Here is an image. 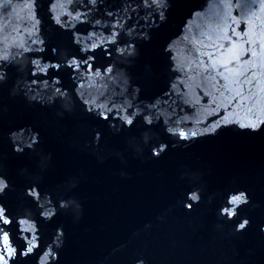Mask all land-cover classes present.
<instances>
[{"label":"water","instance_id":"water-1","mask_svg":"<svg viewBox=\"0 0 264 264\" xmlns=\"http://www.w3.org/2000/svg\"><path fill=\"white\" fill-rule=\"evenodd\" d=\"M41 31L58 47L51 59L37 51ZM233 42L242 51L224 79L219 53ZM68 53L114 71L51 67ZM0 68L4 199L35 225L45 251L56 249L47 264H264V0H0ZM56 88L93 112L50 99ZM150 105L152 126L115 117ZM250 121L257 129L239 126ZM29 184L39 185V204L26 197ZM238 190L248 203L225 204ZM222 205L239 214L227 219ZM50 210L52 220L38 214Z\"/></svg>","mask_w":264,"mask_h":264},{"label":"snow or ice","instance_id":"snow-or-ice-1","mask_svg":"<svg viewBox=\"0 0 264 264\" xmlns=\"http://www.w3.org/2000/svg\"><path fill=\"white\" fill-rule=\"evenodd\" d=\"M92 3H95V0H91ZM57 22L60 23L59 19H57ZM225 40L231 39V37H228L227 35L224 36ZM120 41L116 38H114L111 43L113 45L119 43ZM97 45L93 44L92 48H96ZM225 46L221 45V49H223ZM123 51V50H121ZM241 46L235 42L231 43V47L227 48V51H221L219 53V56L222 58L220 60L221 65L224 68V71L219 72L218 75L224 79H228V74L232 73L233 70L228 67V64L232 62L234 59H239L241 55ZM251 55H255L254 52L250 53ZM209 59H213L212 53L207 54ZM94 55L91 57H84L81 56L79 60L72 61L71 67L73 65L79 67L80 62L82 61L84 64V67L88 69L89 67L95 71L96 75L101 74V70L111 73L114 71L112 67H106L105 65H99L91 64L89 65V60L94 59ZM172 59H175V57H172ZM32 63H37V61H32ZM217 63V60L213 59V64L211 67H215ZM51 67H58V66H51ZM40 71H44L43 68L40 69ZM211 79H214V77H211ZM2 81V80H0ZM58 91H61V89H57ZM239 95V93H238ZM151 105L147 106L143 112L139 111H129L128 109H125V114L121 115L119 110H116V116L120 121L123 122V124H128L130 126H133L137 123V121H142L144 125L152 126L154 124V120L151 114ZM131 108V105H129V109ZM93 109L90 107L89 111H92ZM112 109H108L107 112H98L97 114L104 120H108L109 116L112 113ZM241 128H251L253 130L257 129L258 125L254 122H249L248 124H240ZM261 126H264V122L261 123ZM169 131H174L173 129H169ZM176 134L179 136V138L187 139L189 137V134L180 130ZM197 134L195 132L191 133L192 137H195ZM100 136L97 135L96 139H99ZM34 145L36 147H34ZM39 145V139L37 137L31 138V142L26 146L30 151L31 155L36 154ZM167 148L166 145L161 144L157 150L153 153L154 156H159L165 149ZM17 153H23L24 148L17 147L15 149ZM39 163L41 167H46L48 163V157L46 154L41 153L39 156ZM0 164H2V160H0ZM39 188L38 184H29L27 188L25 189V195L30 200L34 201L36 204H39V201L42 197V192L38 191ZM10 182L7 180L5 174L3 171H0V264H22L23 260H27L28 258L32 257L34 254L37 253V250L40 248V237L37 236L35 233L38 231V229L35 227L34 224L29 222L28 218L21 219L19 215L14 214L12 209L9 208L7 201L4 199L5 196L8 195L10 192ZM237 195H232L230 199L225 198V204H244L246 205L248 202H244L245 199V191L244 190H238ZM247 194V193H246ZM194 197H196V193L193 192V196L190 197V200H192ZM49 204H53L52 199H49ZM64 203H57L53 206V208L57 209L64 207ZM43 206H41L42 208ZM187 207L191 208L192 205L188 204ZM220 213H223V215L229 219L230 217L236 216L239 214V210L237 212H233V210L225 205H222L219 209ZM39 215H42L46 220H52L55 218V216L58 214L56 211H41L38 213ZM249 221L244 220L242 223H239V229L243 230L248 225ZM63 233L59 232L56 233V239L59 240L62 237ZM17 237L19 242H17ZM56 252V249H53L51 246L48 247V250H43V254L38 256L39 264H47V262L53 258V253ZM58 258V257H57Z\"/></svg>","mask_w":264,"mask_h":264},{"label":"clouds","instance_id":"clouds-1","mask_svg":"<svg viewBox=\"0 0 264 264\" xmlns=\"http://www.w3.org/2000/svg\"><path fill=\"white\" fill-rule=\"evenodd\" d=\"M42 19V18H41ZM56 24H59L57 21H55ZM33 43H36V41H33ZM39 44L40 47L37 49V51L39 53H43V54H47L50 50V57L49 59H51V57L57 56L58 54V47L56 44H51L50 40H49V36L46 35L44 33V31L40 32V37H39ZM129 48V52L128 55L129 56H135L137 55V52L135 50V46L134 45H128L127 46ZM78 60L77 55L72 54V53H68L66 55L63 56V58L61 60H57V61H51L52 66H58V67H54L55 69L59 70L61 67L63 66H67L68 68L71 67L72 61ZM35 61V60H33ZM7 79V74L4 73L3 68H0V80H6ZM58 88H56L55 92L53 93L52 97L50 99H55L56 95L59 94V98L60 100H70L72 105L75 107L77 100L80 102V104H82L85 108V110L89 111L88 107V101L87 100H81L79 99L78 96H76L74 98V94L73 91L70 90L69 88L64 89L63 91H58ZM60 89V88H59ZM75 91V90H74ZM76 93V91H75ZM63 106V105H62ZM73 109H69L68 111H72ZM93 112V110H92ZM100 117V116H99ZM101 118V117H100ZM115 118V117H114ZM102 119V118H101ZM125 126L130 127V125L128 124H124ZM169 129H173L171 127H166V133L171 134L173 136H176V130L173 129L174 131H169ZM97 135H99V133H97ZM183 139V138H181ZM164 144L167 146L166 143H158L157 145H155L152 149V154L157 150V148L161 145ZM193 192L196 193V197H194L192 199V201H198L199 200V195H197V193H200V190L198 188H196ZM193 192L190 193V197L193 196ZM244 202H248V196L245 193V199ZM223 215V213H221ZM21 219H25L28 218L26 216H20ZM31 219H33L34 221H36L38 223V217H36L35 215L31 216ZM260 230L264 231V225H260ZM43 250H44V246L40 245V248L37 250V253L34 254L31 258H32V264H39V260H38V256L43 254ZM138 264H143L142 261L138 262Z\"/></svg>","mask_w":264,"mask_h":264}]
</instances>
